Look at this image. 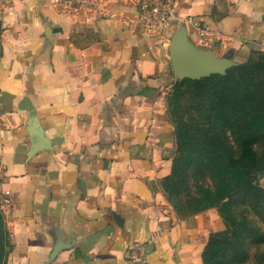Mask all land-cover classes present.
Masks as SVG:
<instances>
[{"label":"crops","instance_id":"1","mask_svg":"<svg viewBox=\"0 0 264 264\" xmlns=\"http://www.w3.org/2000/svg\"><path fill=\"white\" fill-rule=\"evenodd\" d=\"M106 1L108 17L82 21L51 0H0V208L11 247L0 264H128L136 243L146 264H203L223 229L217 209L184 219L165 197L173 32L146 33L132 0ZM177 13L224 35L208 48L217 57L264 53V0H178ZM35 143L47 148L30 156Z\"/></svg>","mask_w":264,"mask_h":264},{"label":"trees","instance_id":"2","mask_svg":"<svg viewBox=\"0 0 264 264\" xmlns=\"http://www.w3.org/2000/svg\"><path fill=\"white\" fill-rule=\"evenodd\" d=\"M2 32L0 21V58ZM250 55L246 63L229 69L225 76L212 75L198 81L187 79L178 82V86L185 84L191 89L199 90L201 94H207L209 116L216 120L221 142L228 153L227 162H221L217 169L218 176L224 177L223 182L213 191L207 189L206 201L201 204L202 211L216 208L226 228L210 234L202 253L203 264H237L233 254L234 236L237 231L245 230L246 219L243 216L241 218L240 214H234L238 212L235 198L244 192L247 178L253 173L264 171V151L258 152V149L264 147V53L253 51ZM176 84L172 89H175ZM168 108L170 103L167 102L169 111ZM167 115L169 118L168 112ZM180 136L184 134L181 133ZM227 140L231 141L230 144ZM200 145L198 151L186 155L177 148L179 158L173 160L171 174L162 181L170 204L176 194L174 177L180 162L196 161L200 164L199 160L210 154L206 141L201 140ZM204 171L200 169L199 172ZM257 190L264 193L262 189ZM10 252L9 234L0 212V263L4 262Z\"/></svg>","mask_w":264,"mask_h":264},{"label":"rangeland","instance_id":"3","mask_svg":"<svg viewBox=\"0 0 264 264\" xmlns=\"http://www.w3.org/2000/svg\"><path fill=\"white\" fill-rule=\"evenodd\" d=\"M178 82L181 81L177 80L175 89H172L167 96V102L170 103L169 111L167 110L169 123L173 127L176 143L173 160L179 158L178 147L186 155L198 151L201 140L207 142L210 151L206 158L199 160L200 164L196 161L180 162L174 177L176 194L172 198L171 205L180 218L187 219L204 212L201 210V204L206 201V190L213 191L223 182L224 177L218 176L217 169L221 162H227L228 153L221 142L216 120L209 116V102L205 96L207 94H201L199 90L191 89L185 84L178 86ZM181 133L184 136H180ZM226 142L230 144L231 141ZM263 151L264 147L258 149L260 153ZM200 169H204V173L199 172ZM263 172L253 173L247 178L244 192L235 198L238 212L234 214H240L241 218L243 216L246 219L245 230L237 231L234 236L233 254L237 264H264V193H259L257 190H264L263 180L260 179ZM165 197L168 200V194L165 193ZM203 205L207 204L203 203ZM0 212L3 214L1 208ZM225 229L223 223L222 230Z\"/></svg>","mask_w":264,"mask_h":264},{"label":"built area","instance_id":"4","mask_svg":"<svg viewBox=\"0 0 264 264\" xmlns=\"http://www.w3.org/2000/svg\"><path fill=\"white\" fill-rule=\"evenodd\" d=\"M137 13L135 24L149 34L163 36L167 31L174 32L180 26L191 28L197 35L202 48L215 47L224 42L220 32L213 31L194 17H180L177 13L178 0H132ZM51 6L61 11L75 14L82 21L98 20L108 17L114 5L106 0H51ZM128 264H146V253L140 243L130 249Z\"/></svg>","mask_w":264,"mask_h":264},{"label":"water","instance_id":"5","mask_svg":"<svg viewBox=\"0 0 264 264\" xmlns=\"http://www.w3.org/2000/svg\"><path fill=\"white\" fill-rule=\"evenodd\" d=\"M169 60L176 80L198 81L212 75L225 76L227 71L238 64L230 58L217 57L213 50L197 47L182 25L176 29L169 40ZM47 148V145L34 144L30 156Z\"/></svg>","mask_w":264,"mask_h":264}]
</instances>
